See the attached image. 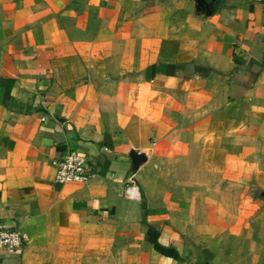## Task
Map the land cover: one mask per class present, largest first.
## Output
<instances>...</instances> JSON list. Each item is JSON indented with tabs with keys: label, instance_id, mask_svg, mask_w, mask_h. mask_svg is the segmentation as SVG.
Listing matches in <instances>:
<instances>
[{
	"label": "crops",
	"instance_id": "0c3cea01",
	"mask_svg": "<svg viewBox=\"0 0 264 264\" xmlns=\"http://www.w3.org/2000/svg\"><path fill=\"white\" fill-rule=\"evenodd\" d=\"M207 1L0 0L1 264H264V0Z\"/></svg>",
	"mask_w": 264,
	"mask_h": 264
},
{
	"label": "built area",
	"instance_id": "2783aa9c",
	"mask_svg": "<svg viewBox=\"0 0 264 264\" xmlns=\"http://www.w3.org/2000/svg\"><path fill=\"white\" fill-rule=\"evenodd\" d=\"M56 168L55 182L59 185L88 184L96 177L97 172L89 159L76 148L67 150L54 162ZM125 195L128 199L137 201L141 195L135 176L129 179ZM27 243L26 235L21 231L0 221V264L4 253L21 251Z\"/></svg>",
	"mask_w": 264,
	"mask_h": 264
},
{
	"label": "water",
	"instance_id": "95a60500",
	"mask_svg": "<svg viewBox=\"0 0 264 264\" xmlns=\"http://www.w3.org/2000/svg\"><path fill=\"white\" fill-rule=\"evenodd\" d=\"M198 5L205 11L207 15L213 13V3H209L207 0H196ZM130 157L132 158L133 168L135 171H138L139 168L148 161V157L144 153L137 152L135 150L131 151Z\"/></svg>",
	"mask_w": 264,
	"mask_h": 264
}]
</instances>
